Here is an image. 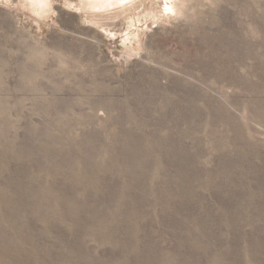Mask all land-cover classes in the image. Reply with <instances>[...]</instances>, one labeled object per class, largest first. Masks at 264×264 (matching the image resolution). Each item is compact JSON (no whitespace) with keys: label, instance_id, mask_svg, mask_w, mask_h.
<instances>
[{"label":"rangeland","instance_id":"374dc122","mask_svg":"<svg viewBox=\"0 0 264 264\" xmlns=\"http://www.w3.org/2000/svg\"><path fill=\"white\" fill-rule=\"evenodd\" d=\"M0 264H264V0H0Z\"/></svg>","mask_w":264,"mask_h":264},{"label":"bare ground","instance_id":"6f19581e","mask_svg":"<svg viewBox=\"0 0 264 264\" xmlns=\"http://www.w3.org/2000/svg\"><path fill=\"white\" fill-rule=\"evenodd\" d=\"M104 1V0H103Z\"/></svg>","mask_w":264,"mask_h":264}]
</instances>
